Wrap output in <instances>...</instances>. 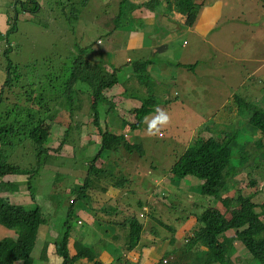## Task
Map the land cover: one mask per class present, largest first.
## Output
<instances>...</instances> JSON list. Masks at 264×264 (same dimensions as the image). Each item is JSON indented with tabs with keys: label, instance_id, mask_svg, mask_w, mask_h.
Returning <instances> with one entry per match:
<instances>
[{
	"label": "rangeland",
	"instance_id": "374dc122",
	"mask_svg": "<svg viewBox=\"0 0 264 264\" xmlns=\"http://www.w3.org/2000/svg\"><path fill=\"white\" fill-rule=\"evenodd\" d=\"M35 1L39 7L32 11L30 6L33 0H0V31L4 32L8 27L3 12L7 21L12 20L15 23L11 33L0 34L3 38L0 39V127L12 124L24 131L21 126L26 127L33 120L34 123L37 122L43 117L41 111L46 110L47 115L41 123L47 121L48 127L51 128V139L46 144L50 150L45 159L46 165H49L39 169L32 179L34 198L42 206L48 221L39 227L33 256L22 264L62 262L63 257L60 256L51 259L55 257L57 249H61L62 237L58 238L57 243L52 241L58 232L65 230V219L72 208L70 223L73 230L70 240L81 237L86 245L96 248V256L107 250L115 264H134L140 257L127 249L131 223L136 220L145 224L149 222V225L158 222L157 220L164 221L183 233V220L191 215V212H194L191 221L196 226L200 225L197 221L198 214L210 206L218 221L228 220L233 213H239L240 207L233 206L232 194L237 196L236 193L223 195L220 207H217V202L209 196L207 189L201 192L199 182L197 183L195 178L177 176L173 165L191 143L198 138L212 135V132L205 131L200 126H211L216 132L215 136L221 141L229 140V135L234 133L232 144L237 166L241 167L243 160L250 159L246 152L245 158L242 157L246 143L254 142L255 137L253 138L252 130L242 120L243 110L239 108L236 98L252 101L264 108V0H205L206 3L204 0H188L187 5L196 2L198 6V15L192 26L179 15L183 14L187 19L194 18L179 9L175 3L171 5L175 11L170 10L174 13L173 17L166 16L165 0H145L149 6L146 4L139 7L142 8L140 12L134 10L138 6L135 0H125V15L118 20L116 15L109 12L111 9L118 12L121 0ZM211 3H214V6H211ZM179 10L180 13L177 14ZM214 12L216 17L213 19L212 30L205 36L200 35L199 30L195 28L200 26L197 24L199 18L210 17ZM219 14L221 17L218 19ZM120 23H123L119 27L125 31L124 37H121L122 32L117 30L106 35L105 31L112 25ZM138 24L143 28L138 33L136 30L133 32L134 27H139ZM129 27H133L131 31ZM142 32H145L146 36H142ZM115 44L117 46H114ZM105 47L108 55L102 58L99 50ZM82 48H87V56L92 61L109 71L118 66L119 61L125 62L132 56H146L154 60L150 65L152 79L158 82L161 88L165 87L167 95L175 98L176 94L180 99V102L172 105L177 107L182 102L181 107L171 109L166 105L161 109L170 117L168 125L161 130V135H148L147 123L143 124L140 128L145 132L142 151L135 149L132 152L121 147L118 151L105 149L98 152V144L82 146V141L88 139L91 134L94 135L98 128L94 121L91 122L94 118L92 95L87 104H75L77 110L84 105L86 108L81 110V118L79 116L74 121V124L78 125L81 119V128L79 131L74 128L68 136L69 141H66L62 148H57L64 140V129L73 123L66 102L60 100L64 97L61 91V75L67 72L72 60L81 53ZM130 48L137 49L130 51ZM124 68L132 71L133 65L126 63ZM9 73L11 79L5 86ZM119 75L122 79V74ZM81 87L82 91L90 93L88 84L83 83ZM126 90V86L118 82L103 91L104 98L99 104L101 124H108L109 130L114 133L129 129L127 124H122V119L117 123L119 113L140 108L143 104L141 100L125 96ZM84 93L86 95V92ZM44 94L46 100L59 96L60 101L43 106L39 102L33 103L36 96ZM156 111L148 114L147 118L151 119ZM30 114H34V119L30 120ZM51 122L54 123L51 125ZM218 127L227 131L218 132ZM227 132L230 134L227 135ZM131 133L134 132L131 130ZM97 136L102 137V134L99 132ZM16 140L19 145L12 152L11 158L22 159L25 156L27 161L33 163L35 158H38L35 140L23 133L18 135ZM140 155L143 157H139ZM94 156H98L95 166H101L103 169V172L93 170L90 175L93 188L98 189L97 192L112 187L115 181L125 178L127 172L119 170L120 165L115 164L117 161L130 157L135 160L142 158V163H134L131 166L137 164V168L132 171L134 179L124 182L126 185L123 192L128 195L129 202L124 205L126 210L119 208L121 204L117 199L116 207L107 202L104 190L100 194L92 195V188H88L92 195L89 208L79 210V206L83 207L85 204L82 200H77L76 204L71 206L73 195L80 190V180L83 182L88 175ZM22 166L25 168V165ZM30 175H6L3 178L5 181L20 179L21 195L6 191L1 194L7 195L12 203H32V199H25V194H22L31 193L27 187V176ZM253 175L259 177L261 184L264 182V168L258 172L254 171ZM249 176L251 174L247 170L241 174L245 186H250L246 182ZM50 184L57 189L56 193L53 192L54 189L49 190ZM163 194H166L165 197ZM152 195L159 196L158 205L161 211L150 210L148 200ZM91 217L94 221L89 225ZM97 220H101V223H96ZM156 227L158 233L163 236L165 227ZM10 236L15 237L16 231L0 224V240ZM234 236V229L220 235L222 245L216 255H211L210 250L203 245L200 250L193 245V254L188 260V256L182 258L187 249L185 243L188 238L169 233L168 237L157 240L152 249L155 255L150 261L156 263L165 254V258L170 261L167 264H201L202 261L221 264L226 260L224 249L231 244L233 258L236 259L234 264H260L258 260L249 257V251L241 249L244 244L236 240L231 243L230 239ZM50 238L52 241H47ZM172 239L173 244H170L169 240ZM202 249H206L203 254ZM247 254L250 261L247 260ZM195 260L198 263H195ZM103 261H106V258H103Z\"/></svg>",
	"mask_w": 264,
	"mask_h": 264
},
{
	"label": "trees",
	"instance_id": "16d2710c",
	"mask_svg": "<svg viewBox=\"0 0 264 264\" xmlns=\"http://www.w3.org/2000/svg\"><path fill=\"white\" fill-rule=\"evenodd\" d=\"M135 1V4L138 5L136 9L143 5L146 6L147 4L145 0ZM187 1L188 0H165L167 3V9L165 10L164 14L169 18L173 17L174 13H172L170 10H172L171 5L175 3L178 5L179 9L186 11V13L194 18L187 19L183 14L179 15L183 21H188L189 25L192 26L195 23L194 21L198 15V6L196 2H190L187 5ZM206 1L204 0V3H206ZM124 3L125 0L120 1V8L118 12L113 9H111L109 12L110 14L116 15L117 20L125 15L123 13ZM30 7L32 8V11H36L39 6L37 2L33 0V4ZM150 7L153 10L155 9L152 5H150ZM176 13L179 14L180 10ZM2 15H4V21L8 24V27L4 29V32L0 31V34L5 33V35H7L14 30L15 23L12 20L7 21L5 19L6 16L4 12ZM127 17L129 18L128 15ZM140 20L143 21L142 19ZM120 25H123V23L112 25L107 31H105L106 35L108 36L109 33L117 30L118 32H122L121 37H124L125 31L121 30V27H119ZM138 26L139 27H134L133 32L137 31L138 33L143 28L141 24H138ZM132 28L133 27H129V30L131 31ZM142 36H146V33L142 32ZM0 39L3 38L0 37ZM150 41L152 42V38H150ZM114 46H117V44ZM136 49L137 48H130L129 50L136 51ZM86 50L87 48H82L81 53L72 60V65L68 68L67 72H64L61 75V91L64 97L60 98L59 96H54L53 98L46 100L44 98L46 94H44L36 96L35 100L33 101V103L39 102L42 104V106L47 103L50 104L51 102H58L60 100L61 102H66V108L70 111V117H72L73 123L70 125V127L64 129V140H62L57 148H62L66 144L65 142L69 141L68 136L74 128H78L77 131H79L81 128V119L78 125L74 124V121H76L79 116L81 118V110L84 111L86 108L84 105L82 108L77 110L75 104H87L90 96L92 95L94 99L91 106L94 114V121L98 125L99 131L102 134L101 144H103V146L107 145L109 148L116 150L118 149L120 141L123 140L124 135L111 132L108 127L103 126L100 122L99 116V104L101 99L104 98L103 91L112 88L118 82L126 86L127 92L125 96L141 100L143 102L140 108H133L125 114L123 113V115L119 114L117 119V123H119L122 119L121 122L123 125L128 124L131 128L136 129L137 131L143 127L147 115L153 113L157 109L165 108L166 105H169L171 109L181 107L182 102L177 107L172 105V103L177 104L180 102V99L176 97V94L175 98L169 94L167 95L165 87L161 88V85L152 79L153 72L150 71V65L154 63V60L148 59L146 56H132L129 57V60H126L125 62L119 61L118 66L109 71L106 70L101 64L92 61L87 56L89 52L86 53ZM105 50H107V47L99 50L100 56H102V58L108 55ZM126 63L133 65L132 71L126 70L124 68ZM120 73L122 74V79L119 75ZM10 79L11 75L9 73L8 78L5 80V86L8 85ZM83 83L88 84L90 87V93H87L86 90L82 91L81 86ZM84 92H86V95ZM74 94H76V96H74ZM236 101L238 102L239 108L243 110V122L247 123L248 127H250L252 130L253 138L255 137L253 139L254 142L251 141L246 143V148L242 157L243 159L245 158L246 152L248 155H250V159L243 160L241 167L237 166L235 163V150L233 149L234 145L232 144L234 133L230 134V132H227L226 134H230L229 137H231L227 141H221L217 139L215 136L216 132L213 131L211 126L205 128L200 126V128H203V130L212 132V135L198 138L194 143H191L179 157L177 163L173 165V171L177 174V176L195 178L197 183L199 182L200 191L202 192L203 190L207 189L209 196H212L217 204L222 200L221 198L223 195L228 194L229 192L236 193L237 196L232 194L234 200L233 206L240 207L239 213H233L228 220L218 221L213 216L211 211L212 207L210 206L198 214L199 216H197V221L200 225L196 226L189 223L186 224L182 236L188 239L185 243L187 249L183 254L181 252L183 259L186 256H188V260L190 259L193 254V245L196 246L198 250H200L201 246L203 245L206 249L210 250L209 253L211 255L218 254L222 245V241L219 238L220 235L227 232L228 230L234 229L236 231V236L230 239L231 243H235L236 240L241 244H244L243 247L249 251V257L258 260L260 264H264V182L261 184V181L259 182V177L253 175L254 171L258 172L264 168V108L253 103L252 101H247L243 98H236ZM41 114L43 117L38 119L37 122L34 123L33 120L26 127L21 126L24 131H20L19 128H15V126L12 124L9 126L0 127V224L16 231L15 237H4L0 240V264H22L25 262V260L30 259L33 256L36 248V236L39 232V227L41 224L48 221V217L43 213L42 206L37 203L34 198L35 192L32 186V179L36 173H38L39 169L49 165H46L45 159L47 158V155H49L50 150L48 147H46V144L51 139L49 132V129L51 128L48 127L49 123L47 121H45L44 124L41 123L44 116L47 115L46 110H43V112L41 111ZM248 114H250V116H248ZM32 119H34V114H30V120ZM52 123L54 122H51V125ZM161 130H163V128ZM217 130L218 132L227 131L226 129H221L220 127H218ZM21 133L29 135L33 140H35L38 158H35L33 163L31 161H27L25 156L22 159L11 158L12 152L19 145V141L16 139ZM161 134L162 133L160 132V135ZM72 137L73 140L76 139L75 135ZM176 137L178 138L177 135ZM141 145L142 144L130 145V150L128 149V145H126V149L132 152L135 149L142 151ZM18 151L20 152V147L18 148ZM253 158L254 160H252ZM96 160L97 157H94L91 161L92 165L88 170V175L83 182L80 180V190L73 195V202L71 206L75 205L77 200H82L85 202L83 207L79 206V210L81 208H89L91 196L97 194L98 189L93 188V179L90 177V175L93 170H96L97 172H103V169L101 167L95 166ZM27 162H29V164H27ZM134 163L135 162L131 157L130 159L126 158L125 167L128 169L130 176H125V178L121 179L120 181H116L115 184L117 187H124L126 185L124 183L126 180L130 179L131 182L134 179L132 171L137 168V164L134 167H131ZM22 165H25V168H23ZM245 170L251 174V176L247 177L246 181L250 186H245L242 183L243 180L241 174L243 171L245 172ZM13 174H31L30 176H27L29 177L27 178V187L31 193H28L30 194L28 195L25 192H22V194H25V199H32V203H12L9 201L7 195L1 194L5 191L19 194V188H21L19 186L20 179L16 181H5L3 179L6 175L9 176ZM59 175L60 174H58V176ZM62 187L63 186L60 188L62 189ZM88 188H92V190L94 189L92 195L91 191H88ZM50 189H54L53 192L56 193L57 189L53 184H50L49 190ZM103 190H105V188H103ZM165 195L166 194H163L164 197ZM155 197V201L150 204V210L153 209L154 211H161V208L158 205V203H160L159 196L155 195ZM122 207L123 206L119 205V208ZM72 211L73 208L68 211L69 215L67 216V219H65V230L62 233L58 232L56 237H53V241L51 238L47 240L57 243L58 238L62 237L61 249H57L55 257L51 258L57 259L58 256L61 258L63 257L62 262H52L54 264H110L111 262H113L111 264H115L116 262L113 261L111 253L107 250L101 251V254L96 256V248H93V245H86L85 241H83L81 237H76L73 241L70 240V234H72L71 231L73 230L72 223H70ZM191 213L194 214V212ZM192 214L185 218L183 223L187 222L191 218ZM157 221L158 222H154V224L150 225L149 222L145 224L138 222V220L132 222L130 227V239L127 236L129 241L127 244V249L129 251L134 250L137 252H142V250L137 248V246L141 249L147 248L148 246L144 242H152L156 238H158L157 240H160L161 237H166L169 233L173 235L178 233L179 229H176L173 225L164 221ZM96 223H101V220H97ZM162 225L166 229L164 230L163 236L161 233H158V229L156 227H162ZM100 229H102L101 226ZM170 241L173 242V239ZM227 241L229 242V240ZM230 245L231 244H228L224 249L226 252V260L221 264H234V261H236V259L233 258V245ZM47 246L48 243L46 244V247ZM46 247L45 249L47 250L48 248ZM205 250L202 249L201 254H203ZM154 251L157 255L159 254L157 250ZM165 256V254L161 256L160 263L163 262ZM209 256L210 255H207V257ZM246 257L248 258L247 260L250 261L248 254ZM103 258H106V261H103ZM107 259L110 260L107 261ZM195 263H198L197 260H195ZM134 264L143 263L140 259H138L137 261H134ZM201 264L212 263L208 261H202Z\"/></svg>",
	"mask_w": 264,
	"mask_h": 264
},
{
	"label": "crops",
	"instance_id": "0c3cea01",
	"mask_svg": "<svg viewBox=\"0 0 264 264\" xmlns=\"http://www.w3.org/2000/svg\"><path fill=\"white\" fill-rule=\"evenodd\" d=\"M228 2V1H227ZM211 6H214V3H211L210 4ZM211 6H210V8H211ZM142 9V8H141ZM141 9H139V8H137V9H134L135 11H141ZM214 16H215V12L214 13H212L211 15H210V17H202V18H199V20H198V22H197V24H199L200 26H196L195 28L197 29V30H199L198 31V33L200 34V35H202V36H205V35H207L211 30H212V28H213V19H214ZM216 17V16H215ZM221 17V15L219 14V15H217V18L219 19ZM163 86H165L164 84H163ZM126 92H127V90L124 92V95H126ZM129 98H131V97H129ZM132 99H134V98H132ZM135 100H137V99H135ZM145 135V132H144V129H140V130H138V131H136V135H135V138H134V143H138V144H142V139H143V136ZM128 159H130V158H128ZM135 163H142V158H139V159H137V160H135V159H132ZM120 164L123 166V167H118L119 168V170H125V171H127L128 172V169L125 167L126 166V159H124V160H122V162H120ZM100 167V166H99ZM155 181H158L157 179H155ZM125 188H119V187H117V185L116 184H114L112 187H109V188H105V192H106V195H107V199H108V201L107 202H109V203H111V204H113L115 207L117 206L116 204H115V200L117 199V201H118V203L119 204H121V206H123L121 209H123V208H125L124 207V205H126V204H128L129 202H128V195L126 194V193H124L123 192V190H124ZM101 191L103 192V190H100V191H98L97 192V194H100L101 193ZM220 203L221 202H219L218 204H217V207H220ZM123 210H126V209H123ZM91 221H89V225H91L92 224V222L94 221V219H93V217H91ZM193 219V216H191V218L187 221V222H185V223H183V225L185 226L186 224H190V223H192V225H194L193 224V222L191 221ZM193 221H195V220H193ZM141 223V222H140ZM183 233L182 232H178V233H176L175 235L176 236H180V235H182ZM166 237H168V235L166 236ZM157 239L158 238H156L154 241H152V242H144L148 247L147 248H143V249H141L140 247H139V249L140 250H142V252H137V251H134V250H131V253H134V254H139L140 255V257H139V259L141 260V261H143L142 263L143 264H161L160 263V260H158V262H156V263H154L153 261H150V260H152L153 259V257H154V255H155V253L152 251V249H154V247H155V245H154V243L155 244H157ZM169 243L170 244H173V242L172 241H170L169 240ZM151 244V245H150ZM150 245V246H149ZM154 245V246H153ZM244 247L243 246H241V249H243ZM145 260V261H144ZM155 261V260H154ZM170 261H168L167 263H169ZM163 263H165L164 262V260H163ZM166 263V264H167Z\"/></svg>",
	"mask_w": 264,
	"mask_h": 264
},
{
	"label": "clouds",
	"instance_id": "9594fccd",
	"mask_svg": "<svg viewBox=\"0 0 264 264\" xmlns=\"http://www.w3.org/2000/svg\"><path fill=\"white\" fill-rule=\"evenodd\" d=\"M103 97H104V94H103ZM102 100V99H101ZM125 113L126 112H128V111H124ZM123 112V113H124ZM123 113H119V114H121V115H123ZM124 113V114H125ZM94 121V118L93 119H91V122H93ZM169 121H170V117H169V115L167 114V112L166 111H164V110H161V109H157V111H156V114L151 118V119H148L147 117L145 118V122L147 123V134L148 135H150V136H154V135H157V134H159L160 132H161V129L163 128V127H165V126H167L168 125V123H169ZM94 124H96L95 123V121H94ZM97 125V124H96ZM103 125V124H102ZM128 125V124H127ZM103 126H106V127H108V128H110V126L108 125V124H104ZM129 126V125H128ZM97 127H98V125H97ZM131 130H132V132H134V133H131ZM136 129H133V128H131L130 126H129V129L127 130V131H123L122 133H120V132H116V134L117 133H119V134H123L124 135V138H123V140L122 141H120V144H119V147H118V149L116 150V149H113V148H109V147H107V145L106 146H103V144H101V142H102V137H100V136H97V133H99L100 131H99V127L96 129V132H95V134L94 135H92L91 133V136H89V138L88 139H85V140H83V136H82V146H86V145H92L93 143H95V144H98L99 145V150H98V152H100V151H103V150H105V149H109V151H118L121 147H123V148H125L126 149V145H128V149L130 150V145H133V144H138V143H134V138H135V135H136ZM101 133V132H100ZM78 150H79V148H77ZM127 150V149H126ZM94 157H96V156H94ZM98 157V156H97ZM139 157H143V155H140ZM124 159H126V158H124ZM123 159V160H124ZM120 162H122V160H119V161H117L115 164L116 165H120V167H123L121 164H120ZM91 165H92V162L90 163ZM90 165V166H91ZM99 167V166H98ZM101 167V166H100ZM127 172V171H126ZM13 175H16V174H13ZM111 175V174H110ZM125 176H130L129 175V173L127 172V174L125 175ZM116 182V181H115ZM125 187V186H124ZM124 187H121L122 189L124 188ZM19 190H20V188H19ZM155 197L152 195L151 197H150V200H148L149 201V206H150V204H152L154 201H155ZM150 208H151V206H150ZM187 242V241H186ZM164 260V262L165 263H167L168 262V260L166 259V258H164L163 259ZM163 263V262H162Z\"/></svg>",
	"mask_w": 264,
	"mask_h": 264
}]
</instances>
